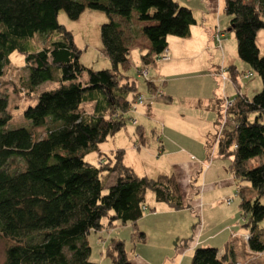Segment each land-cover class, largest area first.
I'll list each match as a JSON object with an SVG mask.
<instances>
[{
  "label": "trees",
  "instance_id": "trees-1",
  "mask_svg": "<svg viewBox=\"0 0 264 264\" xmlns=\"http://www.w3.org/2000/svg\"><path fill=\"white\" fill-rule=\"evenodd\" d=\"M223 8L228 17L225 30L233 34L235 52L258 76L261 89L250 100L236 90L233 105L220 114L217 139L206 147L209 151L215 147V155L228 160L227 169L238 182V209L246 221V248L260 255L264 253V228L258 227L264 222V204L259 202L264 197V43L259 55L254 38L264 28V0H224ZM83 9L107 16L99 36L109 69L83 68L73 37L57 22L59 10L76 19ZM130 21L140 25L129 33L143 36L150 48L139 55L144 90L162 100L146 67L160 61L167 36L189 35L195 21L186 6L175 0H0V77L10 66L9 55L17 52L23 56L27 75L21 85L26 92L32 93L41 83L55 84L22 111L30 129H4L10 116L6 99L0 97V236L8 242L3 264H96L88 261L91 250L86 238L116 226L130 227L132 246L144 243L136 223L146 211L155 212L145 202L148 192L154 205L192 210L181 200L171 174L138 177L123 165V150L99 168L84 161L89 152L100 154L99 145L120 131L123 113L140 97L136 82L125 75L131 38L120 23L127 26ZM84 72L86 79L80 82ZM227 72L237 75L232 65ZM84 106L89 111L82 110ZM226 120L231 127H226ZM40 129L43 133L38 137L34 131ZM134 133L142 144L145 137L139 126ZM256 160V167L247 168V162ZM101 171L113 175L105 193ZM103 217L105 224H101ZM191 239L182 240L181 246ZM103 249L109 264H131L121 240L110 239ZM217 253V248L196 247L190 264H229Z\"/></svg>",
  "mask_w": 264,
  "mask_h": 264
},
{
  "label": "rangeland",
  "instance_id": "rangeland-1",
  "mask_svg": "<svg viewBox=\"0 0 264 264\" xmlns=\"http://www.w3.org/2000/svg\"><path fill=\"white\" fill-rule=\"evenodd\" d=\"M182 1L189 0H181L180 2ZM190 2L191 3L189 5L192 7L195 6L194 11L198 12V9H196L198 0H190ZM221 13L224 15L223 18L226 17L222 8ZM207 16L208 15L206 14V19L208 18ZM106 20L107 16L105 13L94 9H83L76 19H69L62 10H59L57 13V22L59 25L61 24L64 26L65 29L70 32L71 37H73L74 46L79 50L77 59L79 64L85 69L97 71L106 68L109 69L111 67L110 60L102 53L99 36V27L101 24L106 22ZM220 24L224 25L222 22ZM221 25H219L220 28H217L221 32L222 36L219 41L220 47L218 45L214 47L218 57L215 59L213 66L220 64V50L222 49L223 57L221 64L224 62L225 65V62H227L226 60H228V65L232 64L236 67V84L239 87V92L244 94L245 97L250 100L253 94L260 91V80L258 76L250 71L247 65L238 58L237 53L235 52V41L232 32L226 31V27L222 28ZM128 26L129 24L124 26V28L126 29ZM215 30L216 28H213V34L216 32ZM201 35L202 34L197 36L194 34L192 36V39L194 40L193 44L190 41L189 44L186 40H183V42L178 40L171 43L170 40L174 38L180 39L174 35L167 36L166 41L168 42V45H173L177 51L184 53V48H192L195 47L196 44L198 45L197 48L201 46V43H198L199 40L202 39ZM254 40L257 50L259 51V55H262L264 28H261V30L256 32ZM140 41L141 38L139 37L135 42L136 45H139ZM144 53H146V51H144ZM203 55L206 56V53H203ZM128 57L130 65L128 70L125 72V75L136 82L138 94L143 99V102L150 103L153 115H155L154 117H156L157 120L153 122L151 118L148 121L147 117L143 113L144 105L141 107L136 105L135 112L128 111L123 113L125 123L120 131L116 132L110 136L107 141L99 145L98 149L100 154L97 155V153L89 152L84 156V161L91 164L95 168H99L100 163L106 160H111L113 162L116 152L118 150H123L122 163L126 167L130 168L136 176L155 178L159 174L170 175L171 170L168 168H163L162 170L154 168L155 165L157 166L156 156L160 154L159 147H161L158 139L166 140L167 151H169V145L171 144L169 139L176 135L183 136V138L177 137L176 141H183V143L188 145V140L190 137L189 134L185 135L184 133L187 131H190V133L195 131L196 121L198 122L199 116L202 117L204 111L199 110V108H192L186 112L185 117L186 115L187 117L184 120L186 122L188 120L193 121V123L190 124V127H186L178 123H172L169 119L165 118L164 112L159 108L160 105H155H162L163 101L159 98L151 96L149 93H147V91L144 90V80L138 74L142 64L137 51L134 49L130 50ZM207 57L210 58L209 56ZM9 62L10 66H7L3 70V76L0 77V97L6 99L7 114L10 116V120L4 129L7 131L20 128L30 129V124L24 118H22V111L34 104L38 96L37 94H39L41 91L51 90L55 87V84L41 83V85L32 93H28L23 88V85H21L23 84V81L27 75L23 70V56L17 52L12 53L9 55ZM187 64L188 62H184V65H181L180 67L188 70L189 67H187ZM162 66L163 65H161V62H158V67L162 68ZM197 66L201 67L200 65ZM146 68H148L147 70L149 77L152 75L155 76L156 71L153 66ZM208 70H210L209 74L212 73L211 68ZM208 70L205 71L200 69L196 70V73H207ZM246 73L251 75V77L247 79L243 78V74ZM223 76L225 78L229 77L227 69L223 70ZM213 77L214 85L217 86V89L220 88L221 90V82L223 83V81L217 77V73H214ZM85 79L86 72L83 73L79 81L83 82ZM158 90H160V88ZM225 91L230 93L233 90H231V87H226ZM231 94L235 95L234 91L233 93L229 94V98L234 99V95ZM222 108L223 103L221 102L219 109L221 113H223ZM89 109V106L82 107V110L85 112L89 111ZM157 113L163 115L159 116ZM210 113H213L212 117L213 120H215V112L213 111ZM212 117L210 116L211 119ZM131 120L134 121V124H131ZM221 120L222 117H220L218 120L219 126L221 124ZM171 124L172 127H170ZM193 124L195 125L193 126ZM225 124L226 127H231V123L229 121L226 120ZM135 126H143L144 136H146L145 143L144 141L142 144L139 143L138 137L134 133ZM219 126L216 127V125H214L213 130L211 131V128L209 133H213L215 135L217 133L216 129H219ZM162 127H165L163 132H177V134L162 133ZM42 133L43 130L41 129L34 131V134H36L38 137H40ZM199 135H202V133H197V137H199ZM214 135L208 139V143L211 141L215 142V139L217 138H215L216 136L214 137ZM190 139L193 140V138ZM200 146L203 148L202 143H200ZM192 149H194V147ZM201 151L202 149L199 147L198 152ZM14 162L20 165V163H18L16 160ZM221 164L224 166V169H222L224 174L221 177V182L225 181L226 183L223 185V187L218 188L220 191L215 190V195H213V197L204 198V203H202L200 206L199 211H196L195 209H192L191 211H168L163 204L157 203L154 205V202L151 200V193L148 192L146 194L145 202L147 205L149 204L155 207V213L146 211L143 218L138 220L136 223L138 225V230L141 231L145 236L144 243H137V245L133 246L130 244L131 242L129 235L131 233V229L128 225L113 227V229L108 231V233L102 232L101 234H91L86 238L88 247L91 250L88 261L96 264H109V261L103 255V247L110 239L116 238L124 242V247L127 249L128 258L130 259L131 264H135L138 259H141L142 262H145L144 260H146V264H171V262L177 261L180 256H182L183 252H190V257L192 255L193 249H190V247L187 246V242L185 243V247L181 246L182 240L190 239L193 235L195 239H198L201 231L203 234L201 240H203L206 236L214 235L216 232L224 229V233H226L225 241L224 239L216 238V242H205L207 244L204 245H210L209 247L214 249L217 248V255L219 257L225 256L226 263L229 264H264V253H261L260 255L253 254L248 252L246 248L245 236L247 235V232L243 227L246 221L243 220L240 215V210L238 209V204L240 201L237 196L236 188L238 182L233 180V177H231V174L227 169L228 162L226 159L222 158V160H213V165L219 166V169ZM246 165L247 168H254L258 165V161L256 160L253 162H247ZM184 169L185 168H183V170ZM179 178L182 179L181 177ZM99 179L101 182H103L102 193H105L107 186L111 184V181L113 180V175H108L101 171ZM244 186L246 188V185ZM181 191L182 196L185 194L188 195L186 190ZM211 200L212 202L209 203ZM259 202L264 204V197H261ZM106 221L107 218L103 217L101 224H105ZM258 227L264 228V222L259 223ZM192 240L193 239L190 241ZM214 242L215 244H213ZM7 245L8 242L0 236V264H3L5 254L4 250ZM131 247H133V249ZM134 257L138 259L134 260ZM190 261L185 259L183 264H190Z\"/></svg>",
  "mask_w": 264,
  "mask_h": 264
},
{
  "label": "crops",
  "instance_id": "crops-1",
  "mask_svg": "<svg viewBox=\"0 0 264 264\" xmlns=\"http://www.w3.org/2000/svg\"><path fill=\"white\" fill-rule=\"evenodd\" d=\"M179 5L186 6L189 10H191L195 24L189 28V35L187 37H183L180 39H172L170 40L171 43L173 41L183 42V40H186L188 43L189 41L193 44L194 40L192 39V36L196 34L201 36V40H199L198 43H201V46L197 48V44L195 47L192 48H184L183 52L177 51L175 47L172 45H168V42L166 41L167 48L166 52L170 56V58L166 61H162L161 65L162 68L158 67V62H154L153 66L155 68V76H148V79L153 80L155 85L157 86V89L160 88L161 94L163 95V104H155L160 105L159 108L164 112L165 118L169 119L172 123H178L180 125H184L186 127H190V124L193 123V121L188 120L187 122L184 120L185 114L189 109L192 108H199V110L204 111L202 117L199 116L198 122L196 121L195 125V131L190 133V131H187L184 133L185 135L189 134L190 138H193L188 140V145L183 143V141L178 142L176 141L177 137H182V135H176V133L171 132H163L165 130V127H162L161 132L166 134H175L176 136H173L169 141L171 144L169 145V151H167L166 146V140L158 139L160 142V154H158L156 157L157 159V166L155 165V169L162 170L163 168H168L171 170V175L173 176V179H175L177 189L179 190L181 200L186 202L187 204H190L192 209L199 211L200 206L202 203H204V198H211L213 197L215 190H219L218 188L223 187V185L226 183L225 181L221 182V177L223 176V170L224 166L223 164L219 166L213 165L214 159L222 160V158H219L215 155V147L211 148V151L208 150L206 147L208 143V139L214 135L213 133H209L210 129L213 130L214 125L216 127L219 126L218 120L221 117V112L219 110L220 102L223 101L222 97L229 98L230 93H236V90L239 89V87L236 84L237 76L234 75V77L229 76V82H221V90L220 88L217 89V86L214 85L213 80V74L216 73L220 68L223 70L227 69L229 67L228 60L227 62H222V49L220 50L221 53V60L219 65H214L215 59L218 57L216 53V49L214 48L216 45L212 39L213 34V28H220L219 25L222 22L224 25H221L222 28L227 27L228 24V17H224L221 13V8H223V1L224 0H198V4L196 9H198V12H195V6L192 7L189 4L191 3L189 1H182L181 0H175ZM193 1V0H192ZM184 2V3H183ZM182 3V4H181ZM186 4V5H185ZM224 12V10H223ZM197 14V15H196ZM206 14L208 15L206 19ZM118 20V18H115ZM122 28L126 24L120 23ZM129 26L125 29V35H128L130 39V50L134 49L137 51L138 56L141 54H144V51L148 53L149 51V45L146 41V39L143 36H137L133 37L129 33V29L135 28L137 29L140 23H136L135 21H130ZM226 29V28H225ZM227 31V30H226ZM141 38V41L139 45H136V41L138 38ZM190 44V43H189ZM215 49V50H214ZM203 53H206V56L203 55ZM209 56L210 58H208ZM199 60V61H198ZM184 62H188L187 67L189 69H183L180 67L181 65H184ZM156 65V66H155ZM197 65H200L201 67H198ZM235 70L236 67L232 65ZM150 67V66H148ZM212 70V73L209 74L210 69ZM205 70L207 73H196V70ZM204 71V72H205ZM196 73V74H195ZM226 87H231L232 92H226ZM240 95L241 94L239 92ZM234 95V94H231ZM246 98V97H245ZM230 99V98H229ZM141 107V106H140ZM144 115L147 117V120L152 118L153 122L157 120L155 115H153V111L151 109V105L143 107ZM215 112V120H213L212 114L210 112ZM155 113V112H154ZM156 114V113H155ZM159 116H162L163 114L157 113ZM212 117V119L210 118ZM141 117V114H140ZM140 127V126H139ZM172 127V124L170 125ZM142 136H144V128L143 126L140 127ZM218 129H216V132ZM197 133L202 135H199L197 137ZM146 138V136H144ZM167 139V140H168ZM145 143V141H144ZM200 143H202L203 148H201ZM184 144V145H183ZM209 145V144H208ZM187 149H185V148ZM194 147V149H192ZM200 149H202L201 152H198ZM138 149V148H137ZM225 159V158H223ZM227 160V159H226ZM167 162V165H166ZM228 162V160H227ZM183 168H185L183 170ZM193 171V172H192ZM230 172V171H229ZM231 174V173H230ZM165 175V174H163ZM181 177L182 179H180ZM191 177V178H190ZM233 177V176H231ZM234 180V179H233ZM200 185V187H199ZM186 190L188 195L182 196V191ZM220 191V190H219ZM201 202V204H200ZM209 201V203H211ZM168 211H172L171 209H167ZM187 210V209H186ZM189 211V210H188ZM155 213V212H153ZM145 214L143 213V216ZM143 218V217H142ZM106 232V231H102ZM97 233V234H101ZM225 230H221L219 232H216L214 235L206 236L203 240H201L203 234L202 231L200 233V236L198 239L194 238V235L191 237L193 240L190 241L187 246L190 247V249H193L195 247H209L210 245H204L207 244L205 242H213L216 238L224 239L226 240V233H224ZM108 233V232H107ZM230 236V234H229ZM216 242V241H215ZM215 242L213 244H215ZM204 245V246H202ZM214 246V245H213ZM194 247V248H193ZM185 250V249H184ZM189 254V255H188ZM234 254V252H233ZM190 252H183L182 256L175 261L171 262V264H183V261L189 260L190 261ZM138 258L134 257V260H137ZM145 262H142L141 259H138L135 264H146Z\"/></svg>",
  "mask_w": 264,
  "mask_h": 264
},
{
  "label": "built area",
  "instance_id": "built-area-1",
  "mask_svg": "<svg viewBox=\"0 0 264 264\" xmlns=\"http://www.w3.org/2000/svg\"><path fill=\"white\" fill-rule=\"evenodd\" d=\"M216 32L213 34V42L215 43V45L217 46H220V38H221V36H222V34H221V32L219 31V29H217L216 28V30H215ZM159 60L160 61H166V60H168L169 59V55L167 54V52H166V49H164L163 51H162V53L159 55ZM143 76L146 74V71L144 70V71H142V73H141ZM217 77H219L220 79H221V81H228L229 82V79L228 78H225L224 76H223V69L222 68H220L219 70H218V72H217ZM251 77V75H249V74H246V76H245V78H250ZM239 95V94H238ZM222 99H223V101H222V103H223V108H222V110H223V113L226 111V109H229L232 105H233V103H234V99H229V98H226V97H222ZM134 104L132 105V106H130V112H134L135 111V107H136V105L137 106H140V105H142V98H140V97H137L135 100H134V102H133ZM134 122V121H133ZM247 238L245 237V240H246Z\"/></svg>",
  "mask_w": 264,
  "mask_h": 264
}]
</instances>
